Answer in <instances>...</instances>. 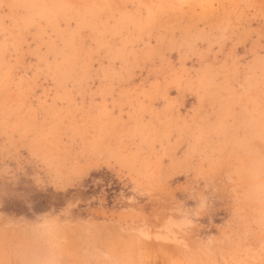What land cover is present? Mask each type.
Masks as SVG:
<instances>
[{"label": "rangeland", "instance_id": "374dc122", "mask_svg": "<svg viewBox=\"0 0 264 264\" xmlns=\"http://www.w3.org/2000/svg\"><path fill=\"white\" fill-rule=\"evenodd\" d=\"M0 264H264V0H0Z\"/></svg>", "mask_w": 264, "mask_h": 264}]
</instances>
